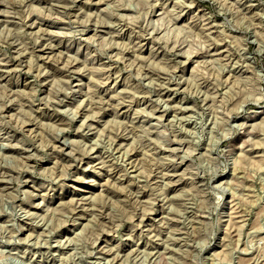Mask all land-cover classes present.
<instances>
[{
    "label": "rangeland",
    "instance_id": "1",
    "mask_svg": "<svg viewBox=\"0 0 264 264\" xmlns=\"http://www.w3.org/2000/svg\"><path fill=\"white\" fill-rule=\"evenodd\" d=\"M0 264H264V0H0Z\"/></svg>",
    "mask_w": 264,
    "mask_h": 264
}]
</instances>
